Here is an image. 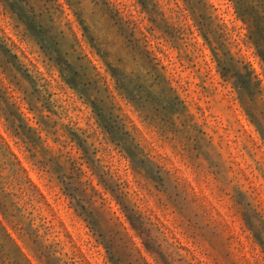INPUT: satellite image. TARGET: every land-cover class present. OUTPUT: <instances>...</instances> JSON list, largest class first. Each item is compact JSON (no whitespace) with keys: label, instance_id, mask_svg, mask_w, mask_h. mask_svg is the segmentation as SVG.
<instances>
[{"label":"clouds","instance_id":"1","mask_svg":"<svg viewBox=\"0 0 264 264\" xmlns=\"http://www.w3.org/2000/svg\"><path fill=\"white\" fill-rule=\"evenodd\" d=\"M118 2L40 0L34 27L0 0V16H12L19 40L39 53L50 71H57L65 94L71 92L95 118L89 125L92 132L81 130L82 136L71 128V118H62L82 149L78 163L53 152L40 138L47 129L30 128L15 101L0 90V122L20 138L30 162L26 168L0 146V264H80L68 230L51 209L45 210L46 201L30 172L69 203L76 220L86 225L90 243L103 252L104 264H232L234 224L248 244L261 246L254 230L264 239V140L259 139L264 137V76L241 54V46L251 50L264 68L256 43L257 22L264 41V0H152L150 10L141 9L140 0H131L142 12L147 31L167 41L181 62L188 59L199 69L202 48L210 49L216 78L223 85V91L217 86L212 108L224 113L225 132H233L231 144L186 106L187 96L177 92L142 45L143 32L117 10ZM217 2L231 6L230 20L215 14L211 6ZM194 32L199 33V47ZM89 55L103 66L111 84ZM222 61H231L241 74L250 72L248 86L235 75L221 79ZM0 73L25 94L33 110L39 112L44 104L59 111V99L29 75L10 39L0 38ZM241 117L247 125L240 123ZM146 130L174 150L188 175L156 158L144 140ZM130 146L143 166L129 156ZM233 147L246 161L247 172L259 178L258 184L241 179ZM114 154L127 160L136 189L127 172L113 165ZM85 162L95 185L81 178L85 173L80 165ZM97 186L109 194L119 215ZM205 187L215 199L227 202L230 219L213 207ZM245 214L254 230L245 223Z\"/></svg>","mask_w":264,"mask_h":264},{"label":"rangeland","instance_id":"2","mask_svg":"<svg viewBox=\"0 0 264 264\" xmlns=\"http://www.w3.org/2000/svg\"><path fill=\"white\" fill-rule=\"evenodd\" d=\"M5 2L17 17L26 20L34 27L36 26L37 19L35 13L40 7V0H5ZM140 3L142 4L141 9L144 7L146 10H150L152 7V0H140ZM160 6L165 9L167 8V5L163 3H161ZM115 7L117 10H120L125 18L130 20L139 31L143 32L144 35L141 40L142 45L148 50L158 66L164 70V73L172 79L177 92L182 96H187L188 100L186 106L190 108V111L204 118L209 129H215L216 132L224 138L226 143L231 144L233 132L231 129L225 132L226 118L224 113L218 110L214 111L212 108L213 97L218 95L217 86H219L220 91H223V85L220 84V80L216 78L215 73L217 66L213 62L210 49L207 46L202 48L199 54L201 59L197 61V63L200 64L199 69L188 59H184V61L181 62L175 49L171 48L167 41L161 40L155 32L149 33L147 31V28L143 24L144 17L142 12L137 9L131 0H119ZM211 7L216 9L215 14L218 17L225 21L231 19L230 5L217 2ZM226 8L228 9L227 13L225 11ZM189 23H191L190 20ZM73 28L78 32V28L75 24H73ZM237 28L239 29L238 25ZM139 31L137 35H139ZM260 32L259 22H257L258 35L256 43L259 54L264 58V48L260 47L264 41L259 38ZM0 38L6 40L10 39L12 43L17 44V53L23 58V64L28 69L29 75L37 79L38 82L42 81L48 86L47 91L52 93V97L59 99L60 109L58 111L55 106L49 107L40 104L39 112L33 110L28 104L25 94L3 73H0V90L5 91L6 95L10 96L15 101L20 116L27 122L30 128L39 130L43 126L47 129L41 133L40 138L46 141L53 152L65 154L69 160L79 163L80 153L82 152V149L79 148V141L73 136L75 134H72V131H69L68 128L63 125L62 118H71V128L75 130L76 135L82 136L83 133L81 130H86L88 133L92 132V128H90L89 125L90 123L94 124L95 118L91 116L90 109L86 105L80 104L79 101L72 96L71 92H68L66 95L62 81L58 83L57 71L54 68L50 71L49 68L45 66L40 54L30 50L26 41L19 40L14 28V20L10 15L0 16ZM193 39L197 40L199 47L198 32H194ZM83 47L84 51L88 53L89 49L86 43L83 44ZM233 51H235V49H233ZM241 54L257 67L259 75L264 76V68L260 67V61L256 59V56L252 54L251 50L241 46ZM89 58L92 59V62L96 64L100 73L104 75L109 81V84H111L110 77L107 76L99 61L91 55H89ZM201 69H203V75L200 74ZM219 70L221 79L227 80L230 79L232 75H235L240 83L245 87L248 86L251 73L245 72L241 74L231 61L220 62ZM74 103L77 106L75 109L73 108ZM135 122L139 125L138 121ZM240 123L242 125H247V120L241 117ZM109 130L113 131L111 127H109ZM249 131H251V129H249ZM96 133L102 140V131L97 128ZM213 135L215 136V133H213ZM113 136L114 138H119L118 133L115 131H113ZM143 137L144 140L147 141V146L151 148L152 152L155 153L156 158L161 163L175 165L178 169L184 171L185 175H188V170L184 168L183 163L177 158L174 150L169 145H161L158 138L151 135L147 130L143 134ZM259 139L264 140V137H260ZM0 146L3 147L4 153L18 160L20 164L24 165L26 168L30 166V162L25 159L27 153L23 151L24 144L20 143V138L14 134L11 129L6 128L3 122H0ZM126 151L134 163H138L141 166L144 165L143 160L137 159V153L134 151L133 147H126ZM98 155L100 154L98 153ZM232 156L239 164L241 179L251 181L253 184H258L259 178L247 172L246 161L235 147L232 148ZM112 163L114 166L118 167L121 172H127L131 188L136 189L137 186L132 178V170L128 167L127 160H121L119 154H114ZM80 170L85 173L81 177L82 179H91L92 184H96L95 177L89 174L86 162L80 165ZM29 174L32 176L33 182L40 187V191L46 201L45 210L51 209L68 230V236L71 238L70 242L73 243L74 247L77 249V256L79 257L80 264H104L103 252L90 243L86 225L76 220L73 215V208L69 203L60 196L54 186L46 188L42 185L36 173L30 172ZM195 187L194 185V188ZM98 191H101L104 200L111 202L113 211L119 215L118 208H116L115 202L111 201L109 194L103 192L99 187ZM196 191L197 194H199L200 188H196ZM203 191L204 195L211 201L213 207L223 215L225 219H230L227 202L215 199L207 187H205ZM141 195H143V193H141ZM240 199H243L242 195ZM244 219L249 228L254 230V225H252L247 214L244 215ZM121 220H123L122 216ZM171 220L172 217H169L168 222H171ZM232 232L235 235V239L231 242L230 256L232 264H260V261L264 260V239H261L260 233L254 230V237L261 246L253 248L248 244L247 238L240 234L238 225H233ZM177 235H179V233H177ZM181 240L183 242V238H181Z\"/></svg>","mask_w":264,"mask_h":264}]
</instances>
